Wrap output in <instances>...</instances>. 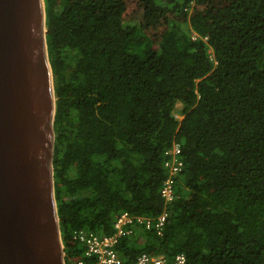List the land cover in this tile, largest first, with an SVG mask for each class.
<instances>
[{"label":"trees","instance_id":"16d2710c","mask_svg":"<svg viewBox=\"0 0 264 264\" xmlns=\"http://www.w3.org/2000/svg\"><path fill=\"white\" fill-rule=\"evenodd\" d=\"M44 2L66 263L128 212L167 218L132 259L264 264V0Z\"/></svg>","mask_w":264,"mask_h":264},{"label":"water","instance_id":"95a60500","mask_svg":"<svg viewBox=\"0 0 264 264\" xmlns=\"http://www.w3.org/2000/svg\"><path fill=\"white\" fill-rule=\"evenodd\" d=\"M44 0H0V264H66Z\"/></svg>","mask_w":264,"mask_h":264},{"label":"built area","instance_id":"2783aa9c","mask_svg":"<svg viewBox=\"0 0 264 264\" xmlns=\"http://www.w3.org/2000/svg\"><path fill=\"white\" fill-rule=\"evenodd\" d=\"M167 154L170 156L167 166L170 169L172 177L182 170L183 164L180 160V145L174 144ZM171 184V179L167 180L163 192L164 196L170 199L172 198ZM166 221V215H162L153 223L154 220L152 219L123 212L115 219L113 233L110 235H101L87 230L76 232V237L83 247L84 252L80 260L71 264H188L187 257L184 254L167 258L163 255L152 256L147 253H142L132 259L129 255H125L119 250V245L123 240L128 242L127 244L130 248L132 245H138L142 239V236H138V230L150 231L155 228V232L161 234Z\"/></svg>","mask_w":264,"mask_h":264},{"label":"rangeland","instance_id":"374dc122","mask_svg":"<svg viewBox=\"0 0 264 264\" xmlns=\"http://www.w3.org/2000/svg\"><path fill=\"white\" fill-rule=\"evenodd\" d=\"M176 114H177L176 117L178 120L181 121L184 118V115H182L181 113L177 112ZM142 234H143L142 231L138 230V236H142Z\"/></svg>","mask_w":264,"mask_h":264}]
</instances>
